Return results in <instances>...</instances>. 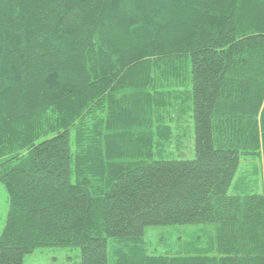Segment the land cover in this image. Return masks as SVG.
I'll return each instance as SVG.
<instances>
[{
	"label": "trees",
	"instance_id": "obj_1",
	"mask_svg": "<svg viewBox=\"0 0 264 264\" xmlns=\"http://www.w3.org/2000/svg\"><path fill=\"white\" fill-rule=\"evenodd\" d=\"M179 66L195 158H145L150 92ZM261 155L264 0H0V264L70 247L81 264H264V194L234 191ZM192 226L215 257L146 253L148 228Z\"/></svg>",
	"mask_w": 264,
	"mask_h": 264
},
{
	"label": "rangeland",
	"instance_id": "obj_2",
	"mask_svg": "<svg viewBox=\"0 0 264 264\" xmlns=\"http://www.w3.org/2000/svg\"><path fill=\"white\" fill-rule=\"evenodd\" d=\"M183 68L184 66H179V70L175 71V74H179L180 78L166 83L169 86L160 90L158 95H154L153 91L150 92L154 102L155 97L158 96V101L154 103L155 108L153 106L154 126L151 130H141L144 134V138L141 140L142 144L133 141L139 144L137 146L139 149L142 148L141 150L145 151L143 154L145 158L149 155H152L151 158L155 160H194L195 158V127L193 119H191L189 105L190 88L186 86L187 71L186 68ZM171 70H174V66L171 67ZM150 138L152 139L151 143ZM148 140L149 145H147ZM135 150L138 149L135 148ZM132 158L127 160L132 161ZM242 189L247 192L251 191L253 194H264V160L262 155L256 159H243L234 191ZM8 210L9 196L0 183V235L5 226ZM212 240L213 230L210 228L199 226L153 227L146 230L143 244L146 253L155 257L199 255L198 250H202L206 256L215 257ZM24 264H81V254L78 248L72 247L41 248L26 255Z\"/></svg>",
	"mask_w": 264,
	"mask_h": 264
}]
</instances>
